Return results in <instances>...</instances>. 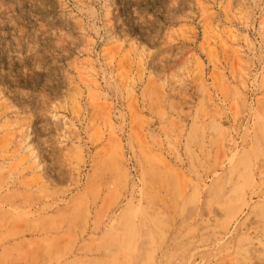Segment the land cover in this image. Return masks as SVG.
<instances>
[{"label":"rangeland","instance_id":"rangeland-1","mask_svg":"<svg viewBox=\"0 0 264 264\" xmlns=\"http://www.w3.org/2000/svg\"><path fill=\"white\" fill-rule=\"evenodd\" d=\"M0 264H264V0H0Z\"/></svg>","mask_w":264,"mask_h":264}]
</instances>
